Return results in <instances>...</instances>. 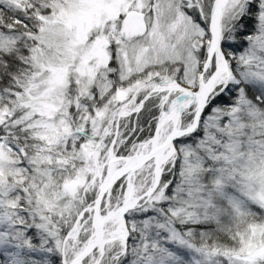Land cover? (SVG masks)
I'll list each match as a JSON object with an SVG mask.
<instances>
[{"label": "snow or ice", "instance_id": "6c2138e0", "mask_svg": "<svg viewBox=\"0 0 264 264\" xmlns=\"http://www.w3.org/2000/svg\"><path fill=\"white\" fill-rule=\"evenodd\" d=\"M0 264H264V0H0Z\"/></svg>", "mask_w": 264, "mask_h": 264}]
</instances>
